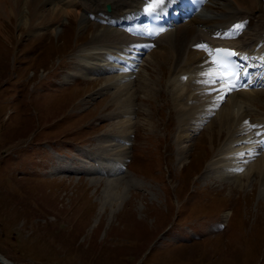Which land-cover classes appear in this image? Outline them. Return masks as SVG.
Segmentation results:
<instances>
[{
    "label": "rangeland",
    "instance_id": "obj_1",
    "mask_svg": "<svg viewBox=\"0 0 264 264\" xmlns=\"http://www.w3.org/2000/svg\"><path fill=\"white\" fill-rule=\"evenodd\" d=\"M78 2L58 38L50 26L31 35L2 21L0 254L13 264H264V193L221 181L216 170L231 163H219L220 142L210 148L204 126L179 151L169 63L149 101L104 107L106 75L86 68L115 52L87 49L98 19L90 0ZM247 15L263 27L264 0L236 16ZM257 101L260 118L264 93Z\"/></svg>",
    "mask_w": 264,
    "mask_h": 264
},
{
    "label": "bare ground",
    "instance_id": "obj_2",
    "mask_svg": "<svg viewBox=\"0 0 264 264\" xmlns=\"http://www.w3.org/2000/svg\"><path fill=\"white\" fill-rule=\"evenodd\" d=\"M90 1L95 7L90 15L98 19V24L92 29L87 49L115 52L106 57L101 53L96 63L86 66L89 74L106 75L98 89V93L112 90L104 107L112 103L114 109L119 110L126 105L134 106L139 100L149 101L154 82L161 79L159 72L169 63L167 85L171 86L169 92L174 96L179 121L183 124L178 137L182 144L179 151L184 154L189 149L188 142L204 126L202 131L209 147L212 148L217 140L220 142L217 150H222L224 157L219 163H231L216 170L221 181L229 180L237 189H245L253 183L264 193V110L263 116L256 118L257 112L261 111L256 105L257 97L264 93V26L255 29L248 15L240 20L236 16L249 12L257 0H218L219 4L207 0L201 9H195L187 0H167L165 4L158 0ZM106 3L111 4V12L104 9ZM77 8H81L78 0H0V37L5 20L15 28L31 29V35H38L44 26H50L58 38L62 32L60 25L79 15ZM208 8L215 12H208ZM153 15L166 26L156 37H151L150 18ZM81 16L78 30L84 33L89 17ZM236 25L241 27L237 29ZM240 31L242 34L235 41L223 39L236 36ZM197 45H206L208 51ZM226 48H232L236 58L248 66L251 76L240 81V87L229 92L221 102L220 94L227 87L212 82V77L217 75L211 62L216 50ZM144 58L147 69L140 67ZM216 89H221V93L218 94ZM117 125L124 134L131 129L127 121H119ZM121 151V157H125L121 160L124 167L128 159L125 156L127 147H122ZM240 153L244 155L240 156ZM215 160L208 162L207 169L215 167ZM0 261L13 264L1 254Z\"/></svg>",
    "mask_w": 264,
    "mask_h": 264
},
{
    "label": "snow or ice",
    "instance_id": "obj_3",
    "mask_svg": "<svg viewBox=\"0 0 264 264\" xmlns=\"http://www.w3.org/2000/svg\"><path fill=\"white\" fill-rule=\"evenodd\" d=\"M160 4H165L167 0H158ZM152 9H149L151 11ZM237 29L240 28V25L235 26ZM197 48H200L201 50L208 51L206 45H197ZM216 56L213 57L212 59V66L215 67L221 75L212 77V82L213 83H221L222 85H226V91H223L221 93V89H216L217 93L220 94V100L223 102L225 96L233 91L236 90L237 85L236 83L232 80V77H236V79H239V72L236 70V65L233 64L231 61V57L235 56L236 53L234 51L230 50H216ZM209 56H211V53H208ZM204 75H208V73H203ZM242 86V85H241ZM219 106V105H217ZM247 124L248 122L245 121ZM252 127H255V125H252ZM240 156H243L244 153H240ZM240 171H243V169H239Z\"/></svg>",
    "mask_w": 264,
    "mask_h": 264
},
{
    "label": "water",
    "instance_id": "obj_4",
    "mask_svg": "<svg viewBox=\"0 0 264 264\" xmlns=\"http://www.w3.org/2000/svg\"><path fill=\"white\" fill-rule=\"evenodd\" d=\"M106 9L109 11L110 10V5L106 4Z\"/></svg>",
    "mask_w": 264,
    "mask_h": 264
}]
</instances>
